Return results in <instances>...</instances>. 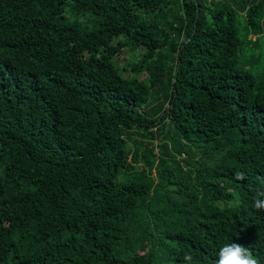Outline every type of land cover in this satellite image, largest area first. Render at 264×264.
<instances>
[{"label":"trees","instance_id":"1","mask_svg":"<svg viewBox=\"0 0 264 264\" xmlns=\"http://www.w3.org/2000/svg\"><path fill=\"white\" fill-rule=\"evenodd\" d=\"M257 189L264 0H0V264H264Z\"/></svg>","mask_w":264,"mask_h":264},{"label":"clouds","instance_id":"2","mask_svg":"<svg viewBox=\"0 0 264 264\" xmlns=\"http://www.w3.org/2000/svg\"><path fill=\"white\" fill-rule=\"evenodd\" d=\"M236 178L243 180V173H237ZM253 206L257 210L264 211V190H256ZM183 260L184 264H192L193 257L190 253H186ZM214 264H260V261L248 247L240 243L230 242L225 243L218 249Z\"/></svg>","mask_w":264,"mask_h":264},{"label":"rangeland","instance_id":"3","mask_svg":"<svg viewBox=\"0 0 264 264\" xmlns=\"http://www.w3.org/2000/svg\"><path fill=\"white\" fill-rule=\"evenodd\" d=\"M244 49H245V47H244ZM126 56H127V58H128V55L126 54ZM248 57V51L245 49L244 51H243V58H245V57ZM259 80V79H258Z\"/></svg>","mask_w":264,"mask_h":264}]
</instances>
